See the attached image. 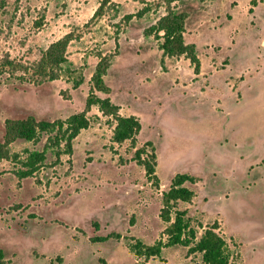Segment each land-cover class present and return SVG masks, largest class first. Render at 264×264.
I'll return each mask as SVG.
<instances>
[{"label":"rangeland","instance_id":"rangeland-1","mask_svg":"<svg viewBox=\"0 0 264 264\" xmlns=\"http://www.w3.org/2000/svg\"><path fill=\"white\" fill-rule=\"evenodd\" d=\"M101 3L0 0V61L13 63L0 77L1 143L8 119L55 122L82 112L103 57L111 93L98 95L142 126L135 143H117L115 121L95 106L71 152L47 134L13 143L11 158L0 159V264H136L130 246L162 238L163 193L178 174L196 179L186 184L193 200L178 210L197 237L217 226L231 264H264V0L172 2L186 15L199 74L146 35L167 0H112L97 14ZM67 35L70 65L58 80L40 81L34 64ZM142 148L155 151L159 189L135 159ZM34 151L45 153L43 166L22 178ZM149 264L205 263L173 246Z\"/></svg>","mask_w":264,"mask_h":264},{"label":"trees","instance_id":"trees-1","mask_svg":"<svg viewBox=\"0 0 264 264\" xmlns=\"http://www.w3.org/2000/svg\"><path fill=\"white\" fill-rule=\"evenodd\" d=\"M174 1L176 0H167L166 14L146 31V35H155L161 41L160 48L165 56L170 58L186 57L192 64L194 72L199 74L201 60L197 47L195 44L186 43V15L172 7L171 4ZM111 2L112 0H102L97 14ZM255 3L254 1L253 4ZM144 12H141V14ZM72 40V36L67 35L52 43L40 60L34 64L33 75L40 81L58 80L64 66L70 65L68 47ZM12 66L13 63L9 59L0 61V77ZM110 66L111 61L109 58L103 57L100 59L91 79V90L86 100L85 109L72 115L67 120L50 122L37 120L34 116H29L26 119L6 120L4 140L2 143L0 142V159L11 158L10 146L16 141H38L44 134L53 135L49 140L55 146L60 147L63 145L68 152H71L73 140L82 130L89 128L88 113L95 106L99 108L103 116L110 117L115 121L116 126L113 133L115 142L131 141L135 143L136 137L142 128L140 120L135 116H122L120 107L114 104L110 97L102 98L98 95L99 93L104 95L111 93V89L105 81ZM147 147H152V144L147 143ZM152 151L149 157L146 148L138 149L135 159L145 168L149 182L159 189L160 179L157 175V157L154 149ZM144 154L147 155L146 158L143 157ZM44 160V152L34 151L29 153L25 161H22L25 169L20 171V177L32 176L43 166ZM195 182V177L187 174H178L172 180L169 190L163 193V207L160 212V218L167 223V227L162 238L154 244H145L141 240H135L131 244V251L139 259L136 264H149L151 259L161 256L164 248L173 246L189 247L191 253L202 255L205 264H231V253L226 249L225 239L216 232L217 226L206 229L202 236L198 238L195 230L191 228L186 212L178 210L179 202L190 203L193 200L195 193L186 184H195ZM109 237L99 238L96 242L107 241ZM164 237L166 241L163 240Z\"/></svg>","mask_w":264,"mask_h":264}]
</instances>
